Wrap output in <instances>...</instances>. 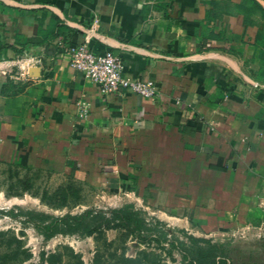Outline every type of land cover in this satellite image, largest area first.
Here are the masks:
<instances>
[{
    "label": "crops",
    "instance_id": "0c3cea01",
    "mask_svg": "<svg viewBox=\"0 0 264 264\" xmlns=\"http://www.w3.org/2000/svg\"><path fill=\"white\" fill-rule=\"evenodd\" d=\"M262 11L264 0H0V162L192 233L264 228ZM81 44L115 52L156 96L102 94L69 66Z\"/></svg>",
    "mask_w": 264,
    "mask_h": 264
},
{
    "label": "rangeland",
    "instance_id": "374dc122",
    "mask_svg": "<svg viewBox=\"0 0 264 264\" xmlns=\"http://www.w3.org/2000/svg\"><path fill=\"white\" fill-rule=\"evenodd\" d=\"M23 71L28 74L29 67ZM106 195L79 182L57 185L22 165L0 162V264H189L198 248L208 250L207 242L217 248V264H264L260 226L231 237L207 236L169 226L143 207H134L148 224L142 232L103 228L88 236L84 226L67 225L66 220L87 223L93 216L115 218L112 212L126 206L117 207Z\"/></svg>",
    "mask_w": 264,
    "mask_h": 264
},
{
    "label": "built area",
    "instance_id": "2783aa9c",
    "mask_svg": "<svg viewBox=\"0 0 264 264\" xmlns=\"http://www.w3.org/2000/svg\"><path fill=\"white\" fill-rule=\"evenodd\" d=\"M71 69L80 72L86 79L95 83L102 94L110 95L129 91L145 99H153L157 85L153 81H134L124 75V65L113 51L96 52L87 44L72 46L68 50ZM21 70L25 66H20ZM84 115L88 112L84 109Z\"/></svg>",
    "mask_w": 264,
    "mask_h": 264
},
{
    "label": "trees",
    "instance_id": "16d2710c",
    "mask_svg": "<svg viewBox=\"0 0 264 264\" xmlns=\"http://www.w3.org/2000/svg\"><path fill=\"white\" fill-rule=\"evenodd\" d=\"M262 15L264 17V11H262ZM261 36L264 37V32H261L259 37ZM263 64H264V60H263ZM90 214L91 213H87L86 215H83L81 217L80 216L79 217L68 216L67 218H75V219L85 218L89 216ZM112 214L115 216V218L113 219H108V218H105L104 216H93L90 222H87V223L83 222V220L79 223L77 222V224H74L73 222L68 223L66 220V223L73 230L84 226L85 234L88 236L94 235L98 231H101L103 228L104 229L123 228L129 231L132 230L134 232H142L148 225L146 221L144 220V218H142L141 214L137 211L136 212L134 211L133 206H126L122 210L113 211ZM99 219H102L103 222L95 226L93 222ZM189 239L193 242V244H197L199 242V239L193 236H189ZM207 244L209 247L208 250L205 251L203 248H198L196 251L197 258L191 260L189 264H217V260H216L217 256L215 254V251L217 250V248L216 246H211L209 242H207ZM225 263H226L225 260H222V262H220V264H225Z\"/></svg>",
    "mask_w": 264,
    "mask_h": 264
}]
</instances>
